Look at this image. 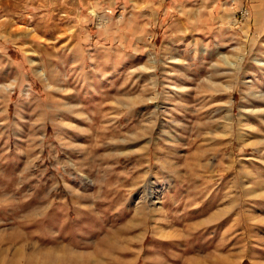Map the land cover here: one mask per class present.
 <instances>
[{
    "label": "rangeland",
    "instance_id": "obj_1",
    "mask_svg": "<svg viewBox=\"0 0 264 264\" xmlns=\"http://www.w3.org/2000/svg\"><path fill=\"white\" fill-rule=\"evenodd\" d=\"M155 1L0 0V264H264V27Z\"/></svg>",
    "mask_w": 264,
    "mask_h": 264
},
{
    "label": "crops",
    "instance_id": "obj_2",
    "mask_svg": "<svg viewBox=\"0 0 264 264\" xmlns=\"http://www.w3.org/2000/svg\"><path fill=\"white\" fill-rule=\"evenodd\" d=\"M167 1V0H164ZM172 2L177 0H171ZM210 5L207 4V8L211 9V14L215 18L213 20L219 24L230 25L235 24L241 26L245 31L246 36L253 32V28L262 24L264 27V0L259 3V0H207ZM154 5L159 11L164 8L171 9L172 6L164 5L162 0H157ZM166 11H162V14ZM169 14V12H167ZM171 14V12H170Z\"/></svg>",
    "mask_w": 264,
    "mask_h": 264
}]
</instances>
